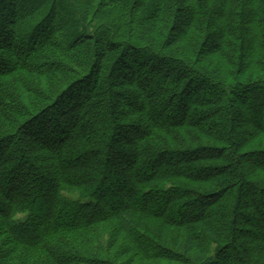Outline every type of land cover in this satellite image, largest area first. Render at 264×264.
<instances>
[{"label": "trees", "instance_id": "1", "mask_svg": "<svg viewBox=\"0 0 264 264\" xmlns=\"http://www.w3.org/2000/svg\"><path fill=\"white\" fill-rule=\"evenodd\" d=\"M132 252L264 264V0H0V264Z\"/></svg>", "mask_w": 264, "mask_h": 264}, {"label": "rangeland", "instance_id": "2", "mask_svg": "<svg viewBox=\"0 0 264 264\" xmlns=\"http://www.w3.org/2000/svg\"><path fill=\"white\" fill-rule=\"evenodd\" d=\"M68 197H71V198H73V199H75L77 196H76V193H73V192H67V194H66ZM109 206H110V209L109 210H111V211H113V210H117V209H119L120 207H121V205H123V203L122 202H116V201H113L112 199H110L109 200ZM178 210V209H177ZM175 211V210H174ZM188 211H192V209L191 210H188ZM184 212V211H183ZM174 214V212H170L169 214L170 215H172L173 216V214ZM104 240L105 241H108V237H106L105 236V238H104ZM170 248V247H169ZM172 248V247H171ZM116 249V246H115V248H114V250ZM134 257V253L132 252V253H128V254H126V256L125 257H123V258H121L120 260H119V262L117 263V264H128L129 263V261L132 259ZM135 264H144V263H142V261L141 260H139V258L135 261Z\"/></svg>", "mask_w": 264, "mask_h": 264}]
</instances>
